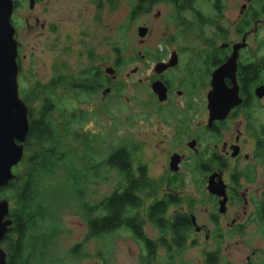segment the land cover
<instances>
[{
    "label": "rangeland",
    "instance_id": "rangeland-1",
    "mask_svg": "<svg viewBox=\"0 0 264 264\" xmlns=\"http://www.w3.org/2000/svg\"><path fill=\"white\" fill-rule=\"evenodd\" d=\"M229 1L230 11H235L233 4L237 0ZM28 2L23 17L15 23L23 73L18 78L19 92L21 99L26 100L28 113L37 117L45 97L52 102L54 122L61 129L64 123L70 124L65 145L74 152L79 167L87 160L101 164L124 145L136 147L133 168L147 166L149 176L156 182L155 199L171 192L178 196L180 202L171 206L167 218L184 210L205 223L207 192L203 191L205 185L198 176L159 179L165 176L167 156L175 149L169 142L175 134L172 127L175 122L169 114L170 105L156 107L150 90L138 81L149 75L158 48L172 49L173 45L200 48L205 43L202 34L207 28L193 18L185 20L189 25L175 23L171 8L166 5L155 6L151 14L133 17L134 0H47L38 3L34 12L29 11ZM158 12L161 15L156 17ZM36 18L39 26L35 24ZM26 19L31 20V27H27ZM42 24L47 25L45 30L41 29ZM142 26L150 29L145 39L138 35ZM186 28L193 29L186 31ZM140 51H144L145 58L142 59ZM107 68L115 69L117 77L112 84L104 81V85L112 88L110 93L104 96V89L92 94L77 89L79 81L98 70L104 73ZM135 68L140 71L132 75ZM59 77L63 78L62 84H52ZM195 114L196 124L203 123L202 113ZM124 185L125 180L117 170L102 168L89 186L85 202L96 205ZM152 202L153 199H145L147 206ZM9 205L11 209L13 203ZM142 217L147 236L158 240L160 232L148 223L146 215ZM57 218L60 229L50 243L46 264H143L144 245L125 229L87 241L88 217L77 201L69 202ZM192 240L183 252L172 254L174 264H204L208 243L203 238L198 244H192ZM229 242L222 249L225 257L230 255L236 263H244L249 247L236 246L233 239ZM251 243L255 245L256 241ZM78 245H81L78 254H72L71 250ZM168 263L169 255L160 249L153 264Z\"/></svg>",
    "mask_w": 264,
    "mask_h": 264
},
{
    "label": "flooded vegetation",
    "instance_id": "flooded-vegetation-1",
    "mask_svg": "<svg viewBox=\"0 0 264 264\" xmlns=\"http://www.w3.org/2000/svg\"><path fill=\"white\" fill-rule=\"evenodd\" d=\"M26 1L14 0L11 20L18 46L19 75L23 73L15 23L16 19L23 17ZM134 1L131 6L133 17L151 14L155 6L166 5L170 6L175 23L189 25L185 20L193 18L204 29L207 28L202 32L205 43L200 48L173 44L175 48L172 49L170 46L158 48L149 75L138 81L139 85L150 90L156 107L170 105L169 114L175 122L172 126L175 134L169 140L175 149L167 156L165 176L159 179L177 180L196 175L205 185L203 191L207 192L208 208L204 209L206 222L200 223L193 213L188 214L184 210L178 212L186 215L191 222L184 236L185 246L179 251L171 246V235L165 238L160 235L156 239H169V247L156 246V254L158 256L159 250L163 249L169 255L168 264H174L173 253L183 252L190 239H193L192 244H198L203 238L208 243L204 264H264V0H237L233 4L235 11H230L229 0H149L144 4H140L142 0ZM41 2L47 0H29V11L34 12ZM160 15L158 12L155 16ZM34 21L39 26V19ZM26 24L31 27V20L26 19ZM40 26L42 30L47 28L45 24ZM140 28L147 29L146 36L142 38L145 39L150 29L142 26L138 30ZM192 29L186 28V31ZM143 43L144 40L141 41ZM143 53L139 52L142 59L146 57ZM233 59L235 65H229ZM117 62L120 64L119 59ZM227 65L229 68L221 81L228 90L237 89L239 101L223 120L211 121L209 95L213 91L214 75ZM107 69L105 74L98 70L93 76L79 81L77 89L90 94L104 89V96L110 93L112 88L107 83L104 85V81L112 84L117 77L115 69L112 74L107 73ZM139 71V68H135L131 74L136 75ZM97 75L101 80L98 85L95 83ZM155 85L164 95V101L154 91ZM198 103L200 106H197ZM197 112H201L205 118L203 123L196 124ZM181 138H185V141L180 143ZM173 158L178 159V165H174L177 171L171 169ZM131 172L129 174L141 179L143 184L149 180L155 187L151 195H141V215L147 216L148 223V211L156 202L163 199L180 202L172 192L162 199H155L156 182L149 176L147 166L135 170L132 164ZM211 179L223 185L225 194L218 196L209 192ZM167 187H170L169 183ZM145 199H153V202L147 206ZM178 213L169 218L171 223ZM222 217L229 218L223 221ZM145 238L155 239L146 233ZM232 239L236 246L249 247L250 253L246 255L244 263H236L230 255L225 257L223 246L230 244ZM253 241H256L255 245L251 243ZM144 248L147 252L145 245Z\"/></svg>",
    "mask_w": 264,
    "mask_h": 264
},
{
    "label": "trees",
    "instance_id": "trees-1",
    "mask_svg": "<svg viewBox=\"0 0 264 264\" xmlns=\"http://www.w3.org/2000/svg\"><path fill=\"white\" fill-rule=\"evenodd\" d=\"M147 1L142 0L140 4ZM116 51L119 52L118 49ZM61 81V78L55 79L52 84L59 86ZM100 82L97 75L95 83L98 85ZM53 115L54 105L47 97L37 117L32 112L28 113L30 132L24 144L23 160L14 169L16 178L8 186L0 188V201L13 203L9 215L12 225L2 242L7 264H46L48 248L60 229L57 216L72 201H77L88 217L87 241L125 229L146 246L143 264H152L157 258L156 246L169 247V239L153 241L145 238L141 195H151L155 187L149 180L143 184L141 179L129 174L132 173V155L137 148L124 145L101 164L95 165L87 160L84 166L79 167L74 152L65 145L70 124L64 123L61 129L54 122ZM102 168L117 170L125 185L100 203L90 205L85 202V197ZM177 204V200L163 199L156 202L147 215L161 236L171 235V246L181 251L191 222L186 215L179 213L173 223L169 221L170 206ZM80 247L75 246L71 253L77 255Z\"/></svg>",
    "mask_w": 264,
    "mask_h": 264
},
{
    "label": "water",
    "instance_id": "water-1",
    "mask_svg": "<svg viewBox=\"0 0 264 264\" xmlns=\"http://www.w3.org/2000/svg\"><path fill=\"white\" fill-rule=\"evenodd\" d=\"M13 10L14 0H0V188L8 186L16 178L14 169L23 160L24 144L30 132L28 108L19 95L18 46L11 21ZM146 34V28L138 30L140 38H144ZM231 64L235 65V59L229 63ZM229 65L214 75L213 91L209 95L211 121L223 120L239 101L237 89L228 90L221 81ZM113 72V69H107V73ZM154 91L161 101L165 100L156 85ZM176 164L178 165V159L173 158L170 164L173 171L178 170L174 168ZM208 190L218 196L224 193L223 185L216 184L214 179L210 180ZM9 215V203L6 200L0 201V264H7V254L2 248V242L12 225ZM193 221L195 223L194 219Z\"/></svg>",
    "mask_w": 264,
    "mask_h": 264
}]
</instances>
